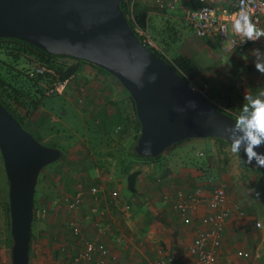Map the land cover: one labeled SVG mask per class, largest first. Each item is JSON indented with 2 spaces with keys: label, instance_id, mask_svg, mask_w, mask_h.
<instances>
[{
  "label": "crops",
  "instance_id": "0c3cea01",
  "mask_svg": "<svg viewBox=\"0 0 264 264\" xmlns=\"http://www.w3.org/2000/svg\"><path fill=\"white\" fill-rule=\"evenodd\" d=\"M234 1L218 2L229 6ZM143 2L150 8V16L158 28L164 22L171 26L176 24V38L185 47L183 53L194 57L199 64L200 77L207 75L206 78L210 79L217 73L222 75L225 84L230 86L232 99L242 103L240 111L246 107L245 96L262 99L258 93L260 89L264 90V79L257 78L260 73L256 69L249 70V65H254V50L258 48L264 53L262 47L253 43L245 53L236 49L226 52L216 38L198 37L186 18L187 11L198 5L197 0H179L176 9L167 11V15L160 14L153 0ZM218 53L222 54L221 59L215 57L214 54ZM210 54H213L214 58ZM196 55H199V59ZM261 58L264 59V56ZM92 73L93 77H99V81L105 80L104 72L94 69ZM89 77L87 79L92 82L93 77ZM70 82L66 92L71 93L68 96L73 104L77 103L74 109L79 111L80 115L92 112L91 116L96 117L95 123L103 130L102 133L109 132V140L116 143L114 138L120 133L116 135L115 131L121 127L120 118L123 111L118 105L126 106V103L118 99L126 89L123 91L119 86L99 83L71 86ZM116 96V106H113ZM239 110L235 109L236 113L233 114L241 115ZM104 140L105 138H101L98 141L103 143ZM184 141L174 150L164 153L172 158L165 167L155 162L142 164L143 159L127 155L117 171L113 168L115 162H109L107 166L97 160L93 162L85 172L88 173V182L85 181V173H82L84 180H80V177L79 180L70 177L66 178L65 182H57L58 177L51 174L56 184H78L75 191L77 193L70 198L81 194L80 206L69 208L68 201L66 202L67 207L73 211L72 217H77L83 222L80 225L83 240L72 246L74 240L62 234V221L61 225L55 220V229L47 228L46 221H41L48 212V205L44 204L40 211H37L33 224L35 228L30 264H50L51 260H54L52 264H91L87 260L75 259L76 255L85 249L87 241L105 244L110 264H197L198 258L190 252V246L198 233L207 228L203 218L215 211L209 205V199L216 185L224 186L229 203L235 208L225 221L222 232L218 249L221 264H263L264 174L250 169L252 166L237 158L227 148L228 144L215 138H190ZM189 147L200 150L197 154H188ZM202 148L207 149L208 154L202 151ZM135 170H140L141 173L136 184L137 191L133 193L127 187L126 175ZM254 173L257 175V182ZM237 175L239 184H229L231 177ZM84 181L91 186L84 187ZM93 188H97V191L93 192ZM180 189L197 194L201 198L200 203L187 212H181L176 206L177 192ZM256 193H259V196ZM44 208L47 209L46 212H43ZM0 215L3 222L1 209ZM257 222L262 225L258 227ZM74 236L77 240V235ZM60 241H65V247L59 246L51 250L50 244ZM12 245V235L3 229L0 223V264H13ZM240 251H248L250 256L242 257L238 254Z\"/></svg>",
  "mask_w": 264,
  "mask_h": 264
},
{
  "label": "water",
  "instance_id": "95a60500",
  "mask_svg": "<svg viewBox=\"0 0 264 264\" xmlns=\"http://www.w3.org/2000/svg\"><path fill=\"white\" fill-rule=\"evenodd\" d=\"M121 2L0 0V38H17L51 54L78 58L115 76L134 99L141 123L135 151L142 157H156L190 138L218 137L231 144L225 127L234 125L236 117L203 98L147 46ZM152 74L156 79L149 82ZM134 79L144 86L137 87ZM0 151L9 182L12 262L30 264L38 179L63 151L39 141L1 101ZM256 151L264 153V147ZM241 155L246 161L243 151ZM251 164L256 166V161ZM258 168L264 174V167Z\"/></svg>",
  "mask_w": 264,
  "mask_h": 264
},
{
  "label": "rangeland",
  "instance_id": "374dc122",
  "mask_svg": "<svg viewBox=\"0 0 264 264\" xmlns=\"http://www.w3.org/2000/svg\"><path fill=\"white\" fill-rule=\"evenodd\" d=\"M155 7L160 12V14L167 15L168 12H162L160 11V8L156 5V0H153ZM163 25H160V30H164V34L168 37V39L171 41L173 38L176 39V36H178V33L174 30V25L171 26V24L164 22ZM178 26V24H177ZM163 36V34H162ZM177 40V39H176ZM176 45H173L169 48V52H173L172 55H174L176 52H174V49H177L178 46L182 52H185L183 45L180 41L177 43H174ZM201 48V47H200ZM222 48L224 51H234V49H227L226 46ZM192 53L193 51L190 50ZM245 53V52H244ZM171 54V53H170ZM192 55H194L192 53ZM212 58H214V55L216 58L221 59L222 54H210ZM197 59H199V55L195 56ZM194 58V57H193ZM58 62H61L63 64L67 65H76L77 70L72 77H70V83L71 86L73 84H84V85H90V84H101L106 86H119L124 91V86L122 83L112 74H110L107 71L101 70L97 68L96 66L86 63V62H76L68 58H61L57 59ZM34 62L32 65L34 67ZM29 64V62L24 61L23 66L26 67V65ZM249 70L252 71L255 69L254 65H249ZM98 69L102 72H104L105 80L101 79L98 80V76L94 75L92 70ZM252 75V74H251ZM89 76L93 77V81L90 82L87 78H90ZM207 76V75H206ZM206 76L201 75L199 78L195 79L192 83L196 86L197 91H200V93L206 95L211 102L215 103L219 107L225 110L232 111V113H236L235 109L239 110L241 108L240 105L242 103L237 102V100L232 99L231 93L229 91L230 86L225 84V81H223L222 75L217 73L213 77L206 78ZM218 77V78H217ZM241 78V77H240ZM257 78L264 79V75H257ZM230 79V78H229ZM227 80V79H226ZM230 81V80H228ZM42 85L45 87L43 95L39 96L38 105L36 107H31L28 104L26 106H29V116L27 120V126L31 128L37 135H41L42 139L47 145H56L58 148H63L65 150L64 157L62 156L60 159L55 161L54 163L50 164L49 166L45 167L39 176V183H37V193L36 199L37 204L39 206V209L42 205H48V212L44 217H42L41 221H46L45 225L47 228H54L55 220L59 221V224H61L60 221H62L63 225L62 227V234L63 236H66L68 239L71 238L73 241L72 246L76 245V242H81L83 240V236L81 233L77 234L74 232L73 223L76 224L80 229V225L83 223L81 220H79L77 217H72L73 211L70 210L67 207L66 198H70L73 196L76 192V186L78 184H56V181L53 179L51 174H55L58 177V181L61 182L63 180L64 182L67 180L66 178H72L74 177L79 180H84L83 174L87 170V167L91 165L93 162L100 161L104 165H108L110 162H115L116 165L113 167L115 170H119L120 164L123 163L125 156L129 155L133 145L135 142H137L138 137L140 136L141 132V126L138 122V119L135 115V108L132 100L129 98V92L128 90L124 91L125 93L120 96L121 102L123 101L126 103V106L122 107V104L118 105L120 110L122 111V115L120 118V129H117L115 131V134L117 135L114 140H116V143H113L109 137V132L102 133L103 130L99 128L100 126L95 123L96 117L91 116L92 112L88 111L85 112V114H79V111H76L74 108L76 107V104H73V102L69 99V94L66 93L62 95H50L47 93L45 89H47V84L42 83ZM41 85V86H42ZM33 89V88H32ZM264 89V88H263ZM35 90V89H33ZM259 96L262 97V100H264V90L260 89V92L258 93ZM127 96V97H126ZM126 97V98H124ZM117 96L115 99H113V106H116ZM127 100V101H126ZM121 106V107H120ZM234 111V112H233ZM20 114L25 117L27 115V108L20 107ZM119 112V110H118ZM240 114L242 111H240ZM239 117V116H238ZM117 121V120H116ZM119 120L117 121V123ZM100 135H103V137H100ZM104 139L103 143H99V139ZM204 138H211V137H204ZM185 142V141H184ZM100 144V146H99ZM227 148L231 150V145H227ZM95 149V150H94ZM100 149V151H99ZM189 151H187L188 154H191L194 152V154L198 153V148L196 150L192 149L191 147L187 148ZM204 152H207L205 148L201 149ZM172 151L169 150V152ZM1 152V151H0ZM208 154V152H207ZM237 158H240L239 154L233 153ZM168 154H164V156L155 163H160L163 167L170 161L171 158ZM205 157V156H203ZM172 159V158H171ZM145 162L152 164L154 161L143 159L142 164H145ZM82 163V164H81ZM102 164V165H103ZM254 166V167H253ZM250 167V169L257 170L256 172H259V169L257 166L253 165ZM255 182H257V175ZM239 175V174H238ZM237 176H232L229 180V184H239L237 179ZM85 181L88 182V173H85ZM252 179V178H250ZM249 179V180H250ZM74 181V180H73ZM84 181V187L91 186V184H85ZM79 182V181H78ZM220 184V183H218ZM8 194H9V182L7 179L6 171L4 168L3 159L1 158L0 153V209L3 213V222L2 217L0 215V223L3 229H5L7 232L8 229V213L6 204L8 202ZM45 199V202L43 203ZM64 202V203H61ZM40 211V210H38ZM75 211V210H74ZM80 211V210H79ZM76 212V211H75ZM74 219V220H72ZM39 220V221H40ZM40 221V222H41ZM78 221V223H76ZM3 223V225H2ZM58 224V223H57ZM35 228V227H33ZM55 229V228H54ZM81 232V231H80ZM68 235V236H67ZM74 235H77V240ZM65 243V241H63ZM62 241L58 243H51L50 248L51 250L55 247L62 248L65 247L66 244H64ZM62 246V247H61ZM57 257V254H56ZM54 260H51L52 264ZM264 264V263H263Z\"/></svg>",
  "mask_w": 264,
  "mask_h": 264
},
{
  "label": "built area",
  "instance_id": "2783aa9c",
  "mask_svg": "<svg viewBox=\"0 0 264 264\" xmlns=\"http://www.w3.org/2000/svg\"><path fill=\"white\" fill-rule=\"evenodd\" d=\"M137 0H126L128 3L129 16L134 18V4ZM179 0H156L159 8H175ZM219 0H197L198 5L187 11L186 18L190 26L193 27L198 37H212L219 41L220 45L227 49H236L244 53L249 46L257 43L264 49V38L256 42H244V37L234 30V22L242 12H247L253 23L258 28L264 29V0H235L229 6L219 4ZM127 15V17H128ZM137 32L143 37L144 43H149L157 47L155 41L143 28L136 25ZM30 76L36 74H52L54 81L47 86V93L50 95H62L66 91L70 78L61 80L53 68L44 64L35 63L30 70ZM193 88L196 86L192 83ZM97 188H93L96 192ZM177 208L181 212H187L200 203L201 198L193 193L180 189L177 192ZM168 199V198H167ZM69 208H78L81 204V194H77L72 199L66 198ZM209 205L215 210L213 213L203 218V223L207 228L200 231L195 237L190 252L197 256V264H221L218 256V249L222 241V232L225 221L231 215L235 208L230 205L226 189L222 185H216L213 188L209 199ZM47 209L44 208L43 212ZM261 222H257L260 227ZM74 232L79 234L80 230L76 224H73ZM242 257H249L248 251L238 253ZM76 260L83 259L90 261L91 264H110L109 252L105 244L98 241H87L85 249L76 255Z\"/></svg>",
  "mask_w": 264,
  "mask_h": 264
},
{
  "label": "trees",
  "instance_id": "16d2710c",
  "mask_svg": "<svg viewBox=\"0 0 264 264\" xmlns=\"http://www.w3.org/2000/svg\"><path fill=\"white\" fill-rule=\"evenodd\" d=\"M156 5L158 6V4ZM121 7L123 11L126 13V15H128L129 10H128V3L126 2V0H122ZM174 9H176V7L175 8L166 7V8H160V11L167 12L169 10L173 11ZM133 13H134V18H131L128 15V19L130 21L132 28L135 30V32L140 37V39L143 41V37L136 30V25L143 28L147 33H149L151 38L157 44V47H154L151 44L146 42L145 44L147 46H149L159 56L163 57L166 61H168L171 64V66L175 70H177L190 84H192V82L195 79L199 78L200 73H201V68L194 58L183 53L182 50H180L178 46L176 47L177 49H174V52H176L174 55H172L173 52H170L171 54L168 53L169 48L173 45H176L174 43H177L178 40H176L177 38L176 39L173 38V40L170 41L168 37L166 36V34H164V30L163 31L160 30L161 27L158 28L157 24L154 23L152 16H150V8L145 5L143 0H137L135 2ZM61 58H68L76 62H79V61L86 62L84 60L73 58L67 55H55V54L48 53L42 50L41 48L30 44L29 42H26V41H23L17 38H11V37H1L0 38V101L18 119L21 125L24 128H26L28 131H30L42 143H45L44 140L42 139V136L40 134L37 135L31 128L27 126V120L30 114L29 106L34 108L38 105L39 96L43 95L44 88H45L42 85V83H45L47 84L46 86H49L54 81L55 76L49 73L47 74L38 73L34 76H30L29 72L33 68L32 64L34 62H38V63L46 65L49 68H53L56 74L59 75L61 80L68 79L76 73L77 66L67 65V64L58 62L57 59H61ZM24 61L29 62V64H27L26 67L23 66ZM86 63H89V62H86ZM89 64H92V63H89ZM96 67L101 70H104L98 66ZM32 88L35 90H33ZM45 90L47 91V89ZM198 92L200 93V91ZM200 95L206 100L211 102V100H209L206 95L202 93H200ZM129 98L132 100L134 104L135 115H136V118L138 119L135 102H134V99L131 97L130 93H129ZM211 103L214 104L216 107L220 108L221 110L231 115H234L231 111L222 109L221 107H219L213 102ZM27 104L29 106H26ZM21 106L25 109L27 108V115H25V117L22 116L19 112ZM235 117L236 119L238 118V116H235ZM138 122L141 126L139 119H138ZM211 138H215L216 140L224 144L231 145L229 142H227L226 140L222 138H218V137H211ZM136 143L137 142H135V144L132 147V150L129 154L130 157L139 158V159H148L154 162L159 161L164 156V153H166L167 151L169 152V150L171 149L174 150V148H177L180 144V142L174 143L173 145L168 147L163 154L158 155L156 157H142L135 151ZM53 147H57V146L53 145ZM61 150L63 151V157H64V155L66 154L65 150L63 148ZM239 155H240L241 160L246 165L253 166L252 164H248L243 159L241 153ZM1 158H2V155H1ZM140 173H141L140 170H135L129 173L128 175H126L127 187L130 192L135 193L137 191L136 184H137ZM36 193H37V190H36ZM35 205H36V218H37V211L39 210V206L37 204L36 195H35ZM6 208H7V213H8V229L11 235L9 197H8V202L6 204Z\"/></svg>",
  "mask_w": 264,
  "mask_h": 264
},
{
  "label": "clouds",
  "instance_id": "9594fccd",
  "mask_svg": "<svg viewBox=\"0 0 264 264\" xmlns=\"http://www.w3.org/2000/svg\"><path fill=\"white\" fill-rule=\"evenodd\" d=\"M234 30L244 37V42H256L264 38V29L257 27L252 22L247 12H242L240 17L234 22ZM264 53L260 49H255L253 52V64L255 69L264 75V59L261 57ZM149 82L156 79V75L149 76ZM133 82L137 87L142 88L143 82L141 79H134ZM247 101L246 107H243L241 115L235 120L234 125L225 127L231 141V151L235 154H240L242 151L247 157V163L251 164L256 161L257 167H264V153L257 152L256 149L264 147V100L245 96ZM149 148L146 146L145 151ZM259 196V193H256Z\"/></svg>",
  "mask_w": 264,
  "mask_h": 264
}]
</instances>
